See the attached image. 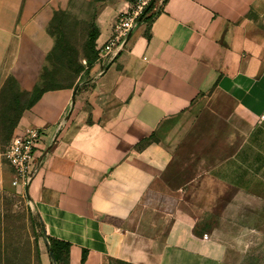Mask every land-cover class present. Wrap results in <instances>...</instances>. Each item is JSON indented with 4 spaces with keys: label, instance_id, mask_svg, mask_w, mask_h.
I'll use <instances>...</instances> for the list:
<instances>
[{
    "label": "crops",
    "instance_id": "0c3cea01",
    "mask_svg": "<svg viewBox=\"0 0 264 264\" xmlns=\"http://www.w3.org/2000/svg\"><path fill=\"white\" fill-rule=\"evenodd\" d=\"M73 1L0 0V87L37 85ZM85 1L96 50L134 0ZM262 114L264 0H152L121 51L18 119L42 133L25 194L44 240L67 264H243L197 218L264 217Z\"/></svg>",
    "mask_w": 264,
    "mask_h": 264
},
{
    "label": "rangeland",
    "instance_id": "374dc122",
    "mask_svg": "<svg viewBox=\"0 0 264 264\" xmlns=\"http://www.w3.org/2000/svg\"><path fill=\"white\" fill-rule=\"evenodd\" d=\"M71 5V10L69 7L59 10L57 26L55 29L50 28L53 36L59 38L62 26L66 32V41L57 40V51L45 65L43 85L46 87L67 86L75 79L76 71L87 66L81 49L86 27L90 24L88 20L91 17L92 1L75 0ZM6 79V88L0 93V264H54L48 252V243L43 238L39 219L29 206L25 190L11 185L12 172L3 157L16 129L21 109L13 101V96L23 91L14 77ZM28 98L23 96L22 100L26 102ZM233 212L239 215L197 219L203 223L204 229H215L214 233L207 232L209 240L241 247L243 264H264V217L256 218L253 215L255 211L251 208H234Z\"/></svg>",
    "mask_w": 264,
    "mask_h": 264
},
{
    "label": "built area",
    "instance_id": "2783aa9c",
    "mask_svg": "<svg viewBox=\"0 0 264 264\" xmlns=\"http://www.w3.org/2000/svg\"><path fill=\"white\" fill-rule=\"evenodd\" d=\"M152 0H134L130 7L122 12L111 28V34L101 47H98L97 61L107 62L111 56L121 51L134 26L143 18L146 7ZM264 119V114L261 115ZM42 133L36 128H26L21 133L12 134L3 153L6 164L12 172L11 185L25 190L35 174L39 161L36 158ZM207 240V235H203Z\"/></svg>",
    "mask_w": 264,
    "mask_h": 264
},
{
    "label": "trees",
    "instance_id": "16d2710c",
    "mask_svg": "<svg viewBox=\"0 0 264 264\" xmlns=\"http://www.w3.org/2000/svg\"><path fill=\"white\" fill-rule=\"evenodd\" d=\"M60 15V12L57 11L53 14L51 23L48 25L47 27V31L49 33V35L53 38L54 40V44L53 47L51 48V51L48 53V55L46 56V63H48L50 56L53 53H56L57 51V40H59L58 42L64 40L66 41V32L63 29V27H60V33H59V38H55L53 36V34L50 31V28L55 29L54 27L57 26V18ZM73 27H75L74 23H73ZM86 38L84 39V45L83 48L81 49V53L83 54L84 58H85V63H87V67L90 66L91 64L94 63V61L97 59L98 53L97 50H95L94 48V38H95V33H94V29L92 24H88L86 27ZM45 68V67H44ZM43 68L42 72L39 75V82L37 83V85H35L33 87V89L30 92H25V91H20L17 93V95L15 94L13 96V101L16 102L18 105H20V113L17 117V121L22 113V111L26 108H29L30 106H32L37 99L42 95L43 92L50 90V89H54V88H61V87H66V86H50L46 87L45 85H43V82L45 81V79L43 78V73H45V69ZM84 68H79L76 71V75H75V79L77 78V76L79 75V73L84 70ZM75 79L73 80L72 83L68 84L67 86L71 85L74 83ZM7 80V79H6ZM4 81L2 87L0 88V93H2V91L6 88L5 85H7V81ZM29 97L28 100L25 102L22 100V97ZM23 102V103H22ZM1 122V120H0ZM2 132V127L0 124V133ZM41 224V223H40ZM42 227V226H41ZM46 241L48 243V252L49 255L51 257L52 260H54V264H67V249H68V244L61 242V241H56V240H52L50 238H46ZM65 257V259L63 260L62 258Z\"/></svg>",
    "mask_w": 264,
    "mask_h": 264
},
{
    "label": "water",
    "instance_id": "95a60500",
    "mask_svg": "<svg viewBox=\"0 0 264 264\" xmlns=\"http://www.w3.org/2000/svg\"><path fill=\"white\" fill-rule=\"evenodd\" d=\"M25 191H26V189H25ZM51 255V254H50Z\"/></svg>",
    "mask_w": 264,
    "mask_h": 264
}]
</instances>
